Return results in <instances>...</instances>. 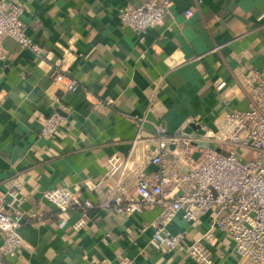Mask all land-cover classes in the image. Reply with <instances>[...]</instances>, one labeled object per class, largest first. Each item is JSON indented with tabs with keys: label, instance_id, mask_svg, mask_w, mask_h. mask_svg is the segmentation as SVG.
Returning a JSON list of instances; mask_svg holds the SVG:
<instances>
[{
	"label": "crops",
	"instance_id": "0c3cea01",
	"mask_svg": "<svg viewBox=\"0 0 264 264\" xmlns=\"http://www.w3.org/2000/svg\"><path fill=\"white\" fill-rule=\"evenodd\" d=\"M33 52L4 37L0 60V191L22 197L23 237L3 264H198L181 249L150 244L159 205L128 215L102 203L106 191L88 192L86 178L107 171V157L137 155L145 173L157 130L195 145L230 109H246L240 76H264V0H172L169 14L140 35L119 22L118 8L146 0H23ZM189 11V13H186ZM74 79L78 86L67 90ZM225 85L216 89L218 81ZM61 115L53 136L44 118ZM135 139V140H134ZM134 140V143H133ZM170 160L182 169L192 162ZM133 173L124 178L132 187ZM76 186L94 206L59 212L42 190ZM32 212L40 214L31 218ZM213 212L188 221L177 213L171 233L199 239L216 264H237L232 236L210 226ZM213 239V241H211Z\"/></svg>",
	"mask_w": 264,
	"mask_h": 264
},
{
	"label": "built area",
	"instance_id": "2783aa9c",
	"mask_svg": "<svg viewBox=\"0 0 264 264\" xmlns=\"http://www.w3.org/2000/svg\"><path fill=\"white\" fill-rule=\"evenodd\" d=\"M172 0H146L140 5L125 4L118 8L119 22L131 27L140 37L170 13ZM26 6L23 0H0V60L5 57L4 37H11L21 45L38 53L40 46L26 33L21 19ZM186 13H189L187 11ZM249 103L246 109H230L217 123V130L204 136L214 146L195 145L187 138L168 135L164 127L157 130L150 162L156 165L145 173L138 156L113 154L107 157V171L99 178L83 182L90 193L106 191L102 203L120 215L159 205L161 212L153 220L150 244L165 252L181 249L198 264H216L199 239L188 240L184 233H171L166 224L177 213L188 221L213 212L210 226L228 232L234 240L237 264H264V76L247 72L240 76ZM224 80L216 83L220 90ZM78 83L70 79L67 90L73 91ZM61 115L52 112L44 118L42 136H53ZM135 140V139H134ZM133 140V143H134ZM238 146L255 150L252 157L237 155ZM181 162H192L188 169L173 164L170 156ZM129 173L136 176L132 187L124 184ZM42 197L59 212L91 208L94 202L76 186L58 185L42 190ZM22 197L15 190L0 191V264L3 255H13L23 237L19 228L24 222L20 207ZM40 214L32 212L31 218ZM213 241V239L211 240ZM116 264H129L123 258Z\"/></svg>",
	"mask_w": 264,
	"mask_h": 264
},
{
	"label": "rangeland",
	"instance_id": "374dc122",
	"mask_svg": "<svg viewBox=\"0 0 264 264\" xmlns=\"http://www.w3.org/2000/svg\"><path fill=\"white\" fill-rule=\"evenodd\" d=\"M237 150V155L240 154V155H246V157H252L254 155V152L255 150L253 149H247L245 147H241V146H238L236 148Z\"/></svg>",
	"mask_w": 264,
	"mask_h": 264
},
{
	"label": "water",
	"instance_id": "95a60500",
	"mask_svg": "<svg viewBox=\"0 0 264 264\" xmlns=\"http://www.w3.org/2000/svg\"><path fill=\"white\" fill-rule=\"evenodd\" d=\"M210 146H214V145H210Z\"/></svg>",
	"mask_w": 264,
	"mask_h": 264
}]
</instances>
